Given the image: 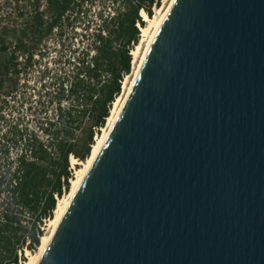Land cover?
Instances as JSON below:
<instances>
[{"label": "water", "instance_id": "95a60500", "mask_svg": "<svg viewBox=\"0 0 264 264\" xmlns=\"http://www.w3.org/2000/svg\"><path fill=\"white\" fill-rule=\"evenodd\" d=\"M38 264H264V0H175Z\"/></svg>", "mask_w": 264, "mask_h": 264}, {"label": "trees", "instance_id": "16d2710c", "mask_svg": "<svg viewBox=\"0 0 264 264\" xmlns=\"http://www.w3.org/2000/svg\"><path fill=\"white\" fill-rule=\"evenodd\" d=\"M161 1H0V264L24 263L27 251H37L58 199L70 191L71 156L87 160L132 72L131 52L146 24L141 13L152 18ZM95 5L94 20L79 32ZM67 31L81 41L69 47L72 57L65 63L71 69L58 68L53 79L44 70L51 82L42 87L54 111L33 130L10 122L8 103L22 79L56 35L58 46H65Z\"/></svg>", "mask_w": 264, "mask_h": 264}, {"label": "rangeland", "instance_id": "374dc122", "mask_svg": "<svg viewBox=\"0 0 264 264\" xmlns=\"http://www.w3.org/2000/svg\"><path fill=\"white\" fill-rule=\"evenodd\" d=\"M2 1V0H0ZM171 0H162L161 6L159 9H166V7L169 5ZM108 5V4H107ZM98 11L97 5L94 6V8L89 12L88 17L82 21V26H78V31L83 28L84 25H86V20L92 21L95 18V14ZM158 18L157 16V8L154 9V15L152 18ZM145 26L148 25L147 22H145ZM142 37L140 36V50L138 52L137 57L132 61V72L131 74L125 78L123 82V91L119 97L124 96V92L126 91V85H128V82L133 79V73L134 70L137 68L138 63L141 59V56L143 54V51L145 49L146 42H141ZM81 43L80 38L77 37L74 38L71 31L66 32V38H65V46L59 47L58 46V35L52 39L49 44L47 45V55L42 59H40L37 63V66L33 68V70L29 71L27 77L23 78L21 81V86L19 90V94L15 99H12L8 103L7 107V119L10 122L19 123L20 125L27 127L29 130L36 129L39 123L43 122L45 118V114H51L54 111V104L50 103V99L47 97V95L44 93V87L43 84L46 82L47 84L51 82V79H48L44 76V70L45 68H48V70L51 72L49 75V78H58V68L65 67V70H69L68 64L65 63V60L72 57L70 53L69 47L72 48L75 46H79ZM136 49V47L134 48ZM61 57L62 61L59 63L58 66V58ZM52 75V76H51ZM127 82V83H126ZM130 83V82H129ZM102 134V132H101ZM16 154V151L13 152V155ZM71 161V169L74 170V176H75V165H77L78 162L75 160V162H78L77 164H73V159H70ZM80 165V164H79ZM81 167V165H80ZM64 195L62 196V198ZM49 232L48 229V223L45 227V233L47 234ZM26 260L29 258L26 256ZM22 264V263H21Z\"/></svg>", "mask_w": 264, "mask_h": 264}, {"label": "bare ground", "instance_id": "6f19581e", "mask_svg": "<svg viewBox=\"0 0 264 264\" xmlns=\"http://www.w3.org/2000/svg\"><path fill=\"white\" fill-rule=\"evenodd\" d=\"M175 0H171L169 5L166 7V9L162 10L157 8V16L159 15L158 18H148V16L142 11L141 16L143 17L144 21L148 23L147 26L141 27V37L142 40L141 42H146L145 49L143 51V54L141 56V59L138 63L137 68L134 70L133 73V79L128 82V85H126V91L124 92V96L118 97L116 101L114 102L111 111H110V116L107 119L106 126L102 129V134L100 136H97L95 138V143L92 146L91 153L87 160L83 163H78L75 162L76 159L73 158V164H80L81 167L78 169H75V176L71 180V188L68 194H65L63 198H59L57 202L56 209L54 211V216L52 219L48 221V229L49 232L45 234L41 238L40 245L35 253H30L26 252V256L29 258L22 264H38L40 258L42 257L43 253L45 252L57 226L59 225L62 217L64 216L72 198L74 197L76 191L80 187L85 175L87 174L88 170L94 163L96 157L98 156L100 150L102 149L109 133L111 132L120 112L123 107V104L134 84V80L139 72V69L142 66V63L145 59V56L151 46V43L155 37V34L157 30L159 29L162 21L164 20L166 14L170 10L171 6ZM140 50V45L136 46V49H134L131 54L134 57V59L137 57L138 52ZM127 83V82H126Z\"/></svg>", "mask_w": 264, "mask_h": 264}, {"label": "built area", "instance_id": "2783aa9c", "mask_svg": "<svg viewBox=\"0 0 264 264\" xmlns=\"http://www.w3.org/2000/svg\"><path fill=\"white\" fill-rule=\"evenodd\" d=\"M71 159H73V157L71 156Z\"/></svg>", "mask_w": 264, "mask_h": 264}]
</instances>
